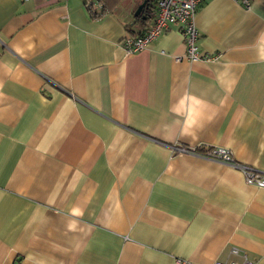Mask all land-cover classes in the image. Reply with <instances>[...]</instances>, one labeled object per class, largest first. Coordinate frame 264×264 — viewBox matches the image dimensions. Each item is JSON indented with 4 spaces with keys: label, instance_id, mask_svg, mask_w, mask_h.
<instances>
[{
    "label": "crops",
    "instance_id": "obj_1",
    "mask_svg": "<svg viewBox=\"0 0 264 264\" xmlns=\"http://www.w3.org/2000/svg\"><path fill=\"white\" fill-rule=\"evenodd\" d=\"M139 2L0 0V264H264V187L177 149L264 172V0L198 5L208 61L127 52Z\"/></svg>",
    "mask_w": 264,
    "mask_h": 264
},
{
    "label": "built area",
    "instance_id": "obj_2",
    "mask_svg": "<svg viewBox=\"0 0 264 264\" xmlns=\"http://www.w3.org/2000/svg\"><path fill=\"white\" fill-rule=\"evenodd\" d=\"M28 1V0H24ZM203 0H156V12L152 23L139 35L125 34L122 46L127 52L143 49L150 41L157 37L170 24H176L185 41V55L191 61H208L216 59L217 54L203 53L199 50L198 39L200 32L195 24V14L198 5ZM249 6V0H240ZM180 151H187L199 156L223 163L237 169L246 183L264 187V172L253 166L239 162L232 156L231 151L224 146H200L198 148L178 147ZM230 252L239 255V250L232 247ZM241 260H215L212 264H252L245 253H241ZM178 264H187L185 260H178Z\"/></svg>",
    "mask_w": 264,
    "mask_h": 264
},
{
    "label": "trees",
    "instance_id": "obj_3",
    "mask_svg": "<svg viewBox=\"0 0 264 264\" xmlns=\"http://www.w3.org/2000/svg\"><path fill=\"white\" fill-rule=\"evenodd\" d=\"M144 3L140 12L138 14H134V10H133V22H136L138 21L142 26L144 25L145 26V22L146 20H150V19H154V16H155V12H156V0H140V2L135 6L134 9L137 8V6L140 4V3ZM87 8L90 10V12L92 14H95V15H99V12L97 11V9H95L92 5V3H88L87 4ZM94 15V16H95ZM149 25H147L145 28L143 29H139V30H134L132 28H128V34H131V35H139V34H142V32L148 27Z\"/></svg>",
    "mask_w": 264,
    "mask_h": 264
},
{
    "label": "water",
    "instance_id": "obj_4",
    "mask_svg": "<svg viewBox=\"0 0 264 264\" xmlns=\"http://www.w3.org/2000/svg\"><path fill=\"white\" fill-rule=\"evenodd\" d=\"M143 4H144V3L142 2V3H140V4L137 6V8L135 9V12H134L135 15L138 14V13L140 12V10H141Z\"/></svg>",
    "mask_w": 264,
    "mask_h": 264
}]
</instances>
